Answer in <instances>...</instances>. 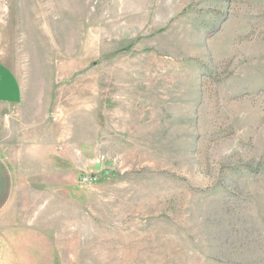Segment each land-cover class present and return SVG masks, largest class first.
Returning <instances> with one entry per match:
<instances>
[{
    "label": "rangeland",
    "instance_id": "rangeland-1",
    "mask_svg": "<svg viewBox=\"0 0 264 264\" xmlns=\"http://www.w3.org/2000/svg\"><path fill=\"white\" fill-rule=\"evenodd\" d=\"M0 63L22 264H264V0H0Z\"/></svg>",
    "mask_w": 264,
    "mask_h": 264
},
{
    "label": "crops",
    "instance_id": "crops-1",
    "mask_svg": "<svg viewBox=\"0 0 264 264\" xmlns=\"http://www.w3.org/2000/svg\"><path fill=\"white\" fill-rule=\"evenodd\" d=\"M21 101V90L14 75L0 63V110L15 107ZM6 163L0 160V213L11 196V180ZM16 230V229H15ZM0 230V264H22V241L16 231Z\"/></svg>",
    "mask_w": 264,
    "mask_h": 264
}]
</instances>
